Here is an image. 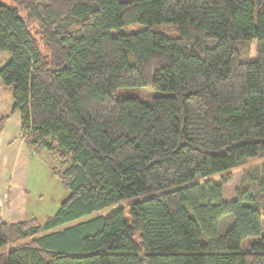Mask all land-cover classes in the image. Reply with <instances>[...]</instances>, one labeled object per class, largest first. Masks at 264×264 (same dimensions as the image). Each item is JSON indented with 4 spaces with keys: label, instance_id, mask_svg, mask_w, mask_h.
<instances>
[{
    "label": "trees",
    "instance_id": "1",
    "mask_svg": "<svg viewBox=\"0 0 264 264\" xmlns=\"http://www.w3.org/2000/svg\"><path fill=\"white\" fill-rule=\"evenodd\" d=\"M10 1L9 114L67 196L41 224L0 222V264H264V236L241 247L264 172L258 194L223 198L229 171L264 157V0ZM126 23L145 28L111 34Z\"/></svg>",
    "mask_w": 264,
    "mask_h": 264
},
{
    "label": "crops",
    "instance_id": "2",
    "mask_svg": "<svg viewBox=\"0 0 264 264\" xmlns=\"http://www.w3.org/2000/svg\"><path fill=\"white\" fill-rule=\"evenodd\" d=\"M20 128V115L15 112L0 131V222L34 219L41 224L56 212L67 192L59 189L49 165L25 147Z\"/></svg>",
    "mask_w": 264,
    "mask_h": 264
},
{
    "label": "rangeland",
    "instance_id": "3",
    "mask_svg": "<svg viewBox=\"0 0 264 264\" xmlns=\"http://www.w3.org/2000/svg\"><path fill=\"white\" fill-rule=\"evenodd\" d=\"M1 3L5 5H11L12 1L10 0H0ZM145 28L144 25L140 23H126L122 27L118 29V31H111L112 35H115L116 32H122V33H129V32H137L140 30H143ZM30 32L32 33L34 31L33 27L29 28ZM161 32H165V30L160 29ZM128 60L129 62L132 61V56L129 52H127ZM9 59V54L7 52L0 51V67ZM118 94L121 95H134L138 97L140 100H142L145 103H148L150 101V92L147 89H119ZM11 103H12V97H11V88H7L4 85L0 83V116H3L7 114V112L11 109ZM45 157V156H44ZM48 159L45 157L42 158L39 156L37 160L41 161L44 165L51 163L52 164V158L50 156H47ZM49 165V164H48ZM264 172V157L258 158L254 161L245 162L229 171L230 175V181L226 183L223 186V198L224 200H232L235 197V193L237 189L241 188H247L249 187L254 193H259L258 189V183L256 180H254L256 177L259 176ZM220 175H213L209 177V179L213 180L216 183L220 182ZM254 178V179H253ZM199 182H202L203 179H199ZM60 182V181H59ZM60 190L63 192H67L65 189H63L61 183H60ZM107 210L94 212L87 218H92L98 215L106 214ZM227 221V220H226ZM224 225V224H223ZM260 236H264V217L262 218L261 223V232L258 236L245 239L241 243V247L245 248L247 244H249L252 241H257Z\"/></svg>",
    "mask_w": 264,
    "mask_h": 264
}]
</instances>
